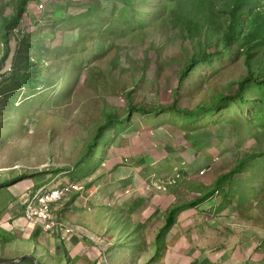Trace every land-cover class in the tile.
<instances>
[{
	"label": "rangeland",
	"instance_id": "1",
	"mask_svg": "<svg viewBox=\"0 0 264 264\" xmlns=\"http://www.w3.org/2000/svg\"><path fill=\"white\" fill-rule=\"evenodd\" d=\"M244 1L0 0V264L56 259L24 212L66 186L54 215L90 264H264V87L213 107L264 74ZM132 106L152 111L107 121Z\"/></svg>",
	"mask_w": 264,
	"mask_h": 264
},
{
	"label": "built area",
	"instance_id": "2",
	"mask_svg": "<svg viewBox=\"0 0 264 264\" xmlns=\"http://www.w3.org/2000/svg\"><path fill=\"white\" fill-rule=\"evenodd\" d=\"M44 7L45 5L40 6L41 9ZM44 190L28 199L26 205L28 209L24 212V217L32 230L38 226L50 239L64 242L74 236L72 234L74 232L73 227L60 222L59 218L54 215V208L66 198L67 193L71 189L66 186V188H61L57 191L43 193Z\"/></svg>",
	"mask_w": 264,
	"mask_h": 264
},
{
	"label": "trees",
	"instance_id": "3",
	"mask_svg": "<svg viewBox=\"0 0 264 264\" xmlns=\"http://www.w3.org/2000/svg\"><path fill=\"white\" fill-rule=\"evenodd\" d=\"M244 2H245L244 0H241V6H243V3ZM20 15H21V10L19 12L18 20H19ZM18 20H17V22H18ZM10 24H12V22ZM252 34L254 36L258 37L259 42H263L264 41V27L263 26H261V28L259 27L258 29L255 28L252 31ZM230 39H231V41H236V40L242 39L241 32H240V30L238 28V20L237 19H235L234 22H232V26H231V29H230ZM248 66H251V60H248ZM188 69H189V67H186L184 69V71H183L184 76L187 75ZM251 84H257L260 87H264V74H263L262 71H259V72L255 73L254 71H252V68L250 67V74H249L248 77H246L240 83V89L237 91V94L236 95H232V96L225 97L224 99L221 100V103L218 106H213V107L214 108L223 107V105L226 104L227 101H237L238 99H243V95H244L245 88L248 85H251ZM166 108L167 109H174L175 111H177V113H183L186 116L193 115L192 112H189V111H186V110H180L174 104L172 106H169V107H166ZM131 109L132 110H131L129 116L124 117V118H118V116H116V115L109 114L107 116V121L109 123L129 121V120H131V117H133V111L146 112V113H149V112L152 111V109L145 110V109H143L141 107H136V106H132ZM204 110H207V109H205L204 107H200V111H204ZM98 135H100V136L102 135V129H100ZM20 179L21 178L14 179L13 181L6 182V185H11V184H13L16 181H19ZM176 210L177 209L174 208L170 212V214L168 215V217L166 219V224H165L164 228L162 229V231H161V233H160V235L158 237L157 242H160L161 236L166 235L169 232V230L176 224V216H175V214L177 212ZM4 240H5V237H4ZM26 260H29L32 263H33V261L35 262V260H33V261L30 260V259H26ZM41 264H43V263H41Z\"/></svg>",
	"mask_w": 264,
	"mask_h": 264
},
{
	"label": "crops",
	"instance_id": "4",
	"mask_svg": "<svg viewBox=\"0 0 264 264\" xmlns=\"http://www.w3.org/2000/svg\"><path fill=\"white\" fill-rule=\"evenodd\" d=\"M30 230H32V229H30ZM0 233H2L1 235H3V237H6V236H10V234L9 233H5V232H3V231H0ZM37 233H39V232H37ZM37 233H33V234H35V235H37ZM41 234V233H40ZM30 236H32V232L29 234ZM41 238H44V235H39V236H37V239H38V241L39 240H41ZM86 238V237H85ZM70 239V238H69ZM88 241H90V239H88V238H86ZM67 241V240H66ZM74 241V240H73ZM72 241V238L69 240V241H67V242H65V247H67L68 248V251H69V253H71V254H69L72 258H75V259H77V257H79L80 256V254H82L81 252H80V248H81V246H83L82 244H80V245H78V246H75L76 244H75V241L73 242ZM4 243H11V242H5L4 241ZM50 243H53L52 245L53 246H57L58 247V255L56 256V259L54 260V261H50V262H47V263H45V261H43V260H40L39 262H41V263H43V264H77V263H68L67 262V260H66V258L64 257H62V253H61V247L60 246H62L63 244V242H61V241H59V240H53V241H50ZM2 245H0V247H1ZM100 250V249H99ZM78 251V253H76ZM28 254H30V255H33V252H29L28 251V253L27 252H24L23 253V255H28ZM89 254H91V256L92 257H94V255L96 254L95 252H94V249H93V247L92 248H89L87 251H85V252H83V254L81 255L82 257H81V259H80V264H90L89 263V261H85V259H89L90 257H89ZM82 259H84L83 261H81ZM92 261H93V263H95L94 262V260L95 259H93V258H90ZM89 259V260H90ZM37 260V259H36ZM102 262H103V259H100ZM91 261V262H92ZM99 262V263H98ZM98 264H100L101 262L98 260ZM35 263H36V261H35ZM108 264V263H107Z\"/></svg>",
	"mask_w": 264,
	"mask_h": 264
},
{
	"label": "water",
	"instance_id": "5",
	"mask_svg": "<svg viewBox=\"0 0 264 264\" xmlns=\"http://www.w3.org/2000/svg\"><path fill=\"white\" fill-rule=\"evenodd\" d=\"M21 259H17L13 262H10V263H4V264H12V263H16V262H20ZM36 261V264H39V260H35Z\"/></svg>",
	"mask_w": 264,
	"mask_h": 264
}]
</instances>
